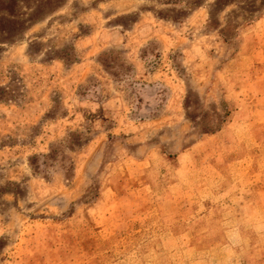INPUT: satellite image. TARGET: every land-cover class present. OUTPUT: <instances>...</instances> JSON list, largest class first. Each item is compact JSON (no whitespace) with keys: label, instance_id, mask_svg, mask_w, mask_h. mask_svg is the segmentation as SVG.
I'll return each instance as SVG.
<instances>
[{"label":"rangeland","instance_id":"374dc122","mask_svg":"<svg viewBox=\"0 0 264 264\" xmlns=\"http://www.w3.org/2000/svg\"><path fill=\"white\" fill-rule=\"evenodd\" d=\"M0 264H264V0H63L0 40Z\"/></svg>","mask_w":264,"mask_h":264},{"label":"trees","instance_id":"16d2710c","mask_svg":"<svg viewBox=\"0 0 264 264\" xmlns=\"http://www.w3.org/2000/svg\"><path fill=\"white\" fill-rule=\"evenodd\" d=\"M63 0H0V40L11 39L13 34L27 24L45 14L53 12L61 6ZM40 42L30 40L28 42V53L36 54L39 51ZM47 57L53 58L60 55L69 59L70 55L58 54L56 50L49 49L44 53ZM53 55V56H52ZM10 94V92H7Z\"/></svg>","mask_w":264,"mask_h":264}]
</instances>
